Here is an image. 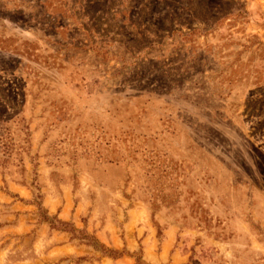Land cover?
I'll return each instance as SVG.
<instances>
[{"label": "rangeland", "instance_id": "374dc122", "mask_svg": "<svg viewBox=\"0 0 264 264\" xmlns=\"http://www.w3.org/2000/svg\"><path fill=\"white\" fill-rule=\"evenodd\" d=\"M0 264H264V0H0Z\"/></svg>", "mask_w": 264, "mask_h": 264}, {"label": "crops", "instance_id": "0c3cea01", "mask_svg": "<svg viewBox=\"0 0 264 264\" xmlns=\"http://www.w3.org/2000/svg\"><path fill=\"white\" fill-rule=\"evenodd\" d=\"M105 229H106V227H104L102 231H97V232L95 233L97 239L101 240V237H102V236H103V239H104V240H107L108 237H109V239H110V236H109L107 233H105ZM102 232H103V233H102Z\"/></svg>", "mask_w": 264, "mask_h": 264}]
</instances>
